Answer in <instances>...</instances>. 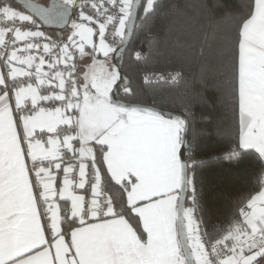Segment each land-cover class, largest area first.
I'll return each instance as SVG.
<instances>
[{
    "label": "snow or ice",
    "instance_id": "obj_1",
    "mask_svg": "<svg viewBox=\"0 0 264 264\" xmlns=\"http://www.w3.org/2000/svg\"><path fill=\"white\" fill-rule=\"evenodd\" d=\"M156 7L0 0V264H264V0H236L219 50L196 42L229 90L228 155L261 177L211 229L186 107L137 87L182 75L130 48Z\"/></svg>",
    "mask_w": 264,
    "mask_h": 264
},
{
    "label": "trees",
    "instance_id": "obj_2",
    "mask_svg": "<svg viewBox=\"0 0 264 264\" xmlns=\"http://www.w3.org/2000/svg\"><path fill=\"white\" fill-rule=\"evenodd\" d=\"M236 0H157L154 13L143 23L137 22L131 47L154 55L149 67L180 72L181 78L160 86L137 82L145 102L153 100L170 108L187 109L189 141L197 145L195 154L198 187L207 226L221 227L230 203L237 193L247 195L261 179L254 153L241 150L239 158L228 153L235 147L238 122L226 103L224 79L207 68L205 61L193 59L197 40L209 37L219 50L229 26ZM218 39L213 44L211 37ZM159 53V55H155Z\"/></svg>",
    "mask_w": 264,
    "mask_h": 264
},
{
    "label": "water",
    "instance_id": "obj_3",
    "mask_svg": "<svg viewBox=\"0 0 264 264\" xmlns=\"http://www.w3.org/2000/svg\"><path fill=\"white\" fill-rule=\"evenodd\" d=\"M37 2H39V1H37ZM137 2H138V4H139V3H142L143 0H137ZM18 3L22 4V3H23V0H18ZM52 30L55 31V29H52Z\"/></svg>",
    "mask_w": 264,
    "mask_h": 264
},
{
    "label": "rangeland",
    "instance_id": "obj_4",
    "mask_svg": "<svg viewBox=\"0 0 264 264\" xmlns=\"http://www.w3.org/2000/svg\"><path fill=\"white\" fill-rule=\"evenodd\" d=\"M37 1H39V2H44V0H37Z\"/></svg>",
    "mask_w": 264,
    "mask_h": 264
},
{
    "label": "built area",
    "instance_id": "obj_5",
    "mask_svg": "<svg viewBox=\"0 0 264 264\" xmlns=\"http://www.w3.org/2000/svg\"><path fill=\"white\" fill-rule=\"evenodd\" d=\"M52 31H54V30H52ZM20 46L22 47L23 45L21 44Z\"/></svg>",
    "mask_w": 264,
    "mask_h": 264
}]
</instances>
